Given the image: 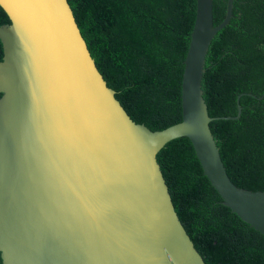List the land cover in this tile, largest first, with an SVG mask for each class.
I'll use <instances>...</instances> for the list:
<instances>
[{
  "label": "water",
  "instance_id": "water-1",
  "mask_svg": "<svg viewBox=\"0 0 264 264\" xmlns=\"http://www.w3.org/2000/svg\"><path fill=\"white\" fill-rule=\"evenodd\" d=\"M0 255L3 264H207L176 210L158 152L188 137L222 203L264 235V190L229 176L202 87L214 24L196 0L182 120L136 122L92 56L69 0H0Z\"/></svg>",
  "mask_w": 264,
  "mask_h": 264
},
{
  "label": "trees",
  "instance_id": "trees-1",
  "mask_svg": "<svg viewBox=\"0 0 264 264\" xmlns=\"http://www.w3.org/2000/svg\"><path fill=\"white\" fill-rule=\"evenodd\" d=\"M228 0H213L214 24ZM92 56L129 115L152 130L182 120V78L196 0H69ZM11 22L0 5V24ZM4 50L0 40V60ZM202 87L227 172L240 187L264 190V0H234L213 38ZM1 96V93H0ZM176 210L207 264H264V235L222 198L191 140L157 155Z\"/></svg>",
  "mask_w": 264,
  "mask_h": 264
},
{
  "label": "flooded vegetation",
  "instance_id": "flooded-vegetation-1",
  "mask_svg": "<svg viewBox=\"0 0 264 264\" xmlns=\"http://www.w3.org/2000/svg\"><path fill=\"white\" fill-rule=\"evenodd\" d=\"M0 264H3V261H2L1 255H0Z\"/></svg>",
  "mask_w": 264,
  "mask_h": 264
}]
</instances>
